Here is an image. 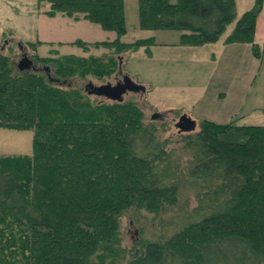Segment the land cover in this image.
<instances>
[{
	"label": "trees",
	"instance_id": "trees-1",
	"mask_svg": "<svg viewBox=\"0 0 264 264\" xmlns=\"http://www.w3.org/2000/svg\"><path fill=\"white\" fill-rule=\"evenodd\" d=\"M43 1L50 3L47 15L117 32L93 47L151 52L156 42L155 36L121 40L125 0ZM263 2L255 0L236 19L235 0H138L139 26L181 30L172 44L197 46L216 42L236 20L226 42H249L261 57L255 28ZM5 48L0 126L34 129V137L31 154L0 155V264H264V125L204 118L199 131L184 136L190 152L180 163L136 102L92 100L85 86L50 81L45 68L20 70ZM32 59L49 62L43 67L65 81L75 74L102 79L118 68L116 56ZM187 180L197 189L188 222L166 239L123 247L125 212L176 204Z\"/></svg>",
	"mask_w": 264,
	"mask_h": 264
},
{
	"label": "rangeland",
	"instance_id": "rangeland-1",
	"mask_svg": "<svg viewBox=\"0 0 264 264\" xmlns=\"http://www.w3.org/2000/svg\"><path fill=\"white\" fill-rule=\"evenodd\" d=\"M49 8L48 1L0 0V46L6 47L5 53L16 62L23 52L31 58L37 54L56 56L61 53L95 54L104 60L116 56L118 68L110 76L99 79L91 74L87 77L75 74L63 84L67 89L68 86L84 89L89 80L95 84L116 83L123 74L144 84L146 91L127 92L124 99L138 104L144 112V123L154 128L158 141L165 143V149L172 150L180 163H185L190 152L184 147V136L199 131L202 119L240 123L242 117L253 116L258 110L264 112V47L262 57L258 59L260 57L254 55L249 42H230L241 43L234 50L219 49L220 44L219 47L209 43L197 46L172 44L178 41L181 30L141 28L138 0H125L127 32L121 40L131 42L155 36L156 42L150 46L151 52L142 46L132 52L116 53L107 45L91 46L96 41L114 40L118 36L115 30L104 29L83 18L74 20L60 14L47 15L44 11ZM227 37L223 38L225 43ZM77 39L87 41L90 47L84 49L74 43ZM220 41L223 40L216 42ZM214 54L215 58L212 57ZM35 63L36 67L44 69V63L49 62ZM90 97L95 101H109L95 94ZM154 113H157L155 118L152 117ZM183 113L197 121L194 131L178 130L175 123ZM33 137L34 129L0 126V155L31 154ZM196 191L191 180H187L181 184L176 204L159 211L129 209L122 216V246L134 248L171 236L188 222V213L197 204ZM127 249L124 250L126 254ZM119 264H126V261Z\"/></svg>",
	"mask_w": 264,
	"mask_h": 264
},
{
	"label": "water",
	"instance_id": "water-1",
	"mask_svg": "<svg viewBox=\"0 0 264 264\" xmlns=\"http://www.w3.org/2000/svg\"><path fill=\"white\" fill-rule=\"evenodd\" d=\"M17 67L20 70L31 68L36 69L34 60L29 57L27 52L22 53V57L17 62ZM44 68L47 72V76L50 81H56L60 83L65 82V80L60 79L52 74L51 67L49 65L45 66ZM85 87L88 93L90 94L104 96L108 99L117 101H122L124 99V95L127 92L146 91V86L133 80V78L129 74H123L122 79L118 80L116 83L106 82L101 84H95L90 80L86 83ZM156 116L157 113H154L152 115L153 118H155ZM175 125L178 127V130L180 132L194 131L198 126L197 121L187 113L181 114L178 121H176Z\"/></svg>",
	"mask_w": 264,
	"mask_h": 264
},
{
	"label": "crops",
	"instance_id": "crops-1",
	"mask_svg": "<svg viewBox=\"0 0 264 264\" xmlns=\"http://www.w3.org/2000/svg\"><path fill=\"white\" fill-rule=\"evenodd\" d=\"M255 3V0H235V4H236V19H238L239 17H241V15L249 10L250 8L253 7ZM236 20L233 23H230L225 32L221 34V36L219 37V40H223L220 41V43L217 42H213V43H209L210 45L213 44L214 46H218V44H220L221 46L219 47V49H226V48H230L233 49L237 46H239L241 43H225L224 39L226 36H228V34L230 32H232V30L234 29ZM225 36V37H224ZM255 38L256 41L258 42V44H260V47L263 48L264 47V2H263V7L262 10L260 11V13L257 16L256 19V28H255ZM213 58H215V54L212 56ZM262 57V56H261ZM258 58V59H261ZM220 122V121H219ZM228 122V121H226ZM253 122V123H251ZM238 124H258V125H264V112H262L261 110H258L257 112L254 113L253 116L244 118H241L240 123L237 122Z\"/></svg>",
	"mask_w": 264,
	"mask_h": 264
},
{
	"label": "flooded vegetation",
	"instance_id": "flooded-vegetation-1",
	"mask_svg": "<svg viewBox=\"0 0 264 264\" xmlns=\"http://www.w3.org/2000/svg\"><path fill=\"white\" fill-rule=\"evenodd\" d=\"M35 65H36V63H35ZM121 79H122V78H121ZM118 80H120V78H118L117 81H118ZM117 81H116V82H117Z\"/></svg>",
	"mask_w": 264,
	"mask_h": 264
}]
</instances>
